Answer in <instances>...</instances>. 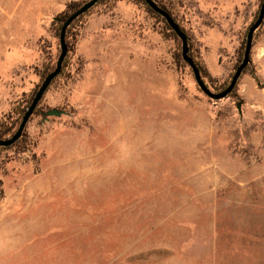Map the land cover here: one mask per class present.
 <instances>
[{"label":"rangeland","instance_id":"rangeland-1","mask_svg":"<svg viewBox=\"0 0 264 264\" xmlns=\"http://www.w3.org/2000/svg\"><path fill=\"white\" fill-rule=\"evenodd\" d=\"M86 1L0 0V123L57 60L54 19ZM262 1L158 0L212 92ZM178 54L138 0H102L74 24L42 100L66 115L0 147V264H264V20L225 99Z\"/></svg>","mask_w":264,"mask_h":264},{"label":"water","instance_id":"water-1","mask_svg":"<svg viewBox=\"0 0 264 264\" xmlns=\"http://www.w3.org/2000/svg\"><path fill=\"white\" fill-rule=\"evenodd\" d=\"M99 0H88L84 2L79 8H77L73 13H71L62 23V26L59 31V55L57 57L55 68L46 75V77L43 79V81L40 83L39 87L37 88L35 94L32 97V100L25 110L20 123L16 129V131L11 135L9 138L6 139H0V147H9L13 145L18 139L21 138L23 131L30 119V117L33 115L35 109L37 108L38 104L40 103L41 99L43 98V95L46 93L48 88L50 87L52 81L61 72L63 61L67 55V44H66V32L67 29L70 27V25L81 15L85 14L89 9H91L95 4H97ZM148 8H150L153 12L161 16L169 28L173 31V33L176 35V37L180 40L181 43V57L182 60L188 65V67L191 69L194 81L200 91L209 99L214 101H219L222 99H225L228 97L233 89L235 88L237 81L239 77L241 76L244 69L247 67V65L250 62V53L252 48V40L253 35L256 32V30L262 25L264 20V1L261 4L259 8V12L257 15V18L255 21L250 25L248 28L246 38H245V47L243 52V57L241 63L237 66L235 69V72L227 85V87L220 91V92H212L204 83L198 68L196 67L193 59L188 55V42H187V36L182 31V29L179 27V25L165 12L163 9H161L153 0H142ZM237 110L240 113V103L237 104ZM62 115H66V112L63 110H58L56 108L49 109L43 114L42 121H47L51 117H61Z\"/></svg>","mask_w":264,"mask_h":264},{"label":"trees","instance_id":"trees-1","mask_svg":"<svg viewBox=\"0 0 264 264\" xmlns=\"http://www.w3.org/2000/svg\"><path fill=\"white\" fill-rule=\"evenodd\" d=\"M102 0H99L97 2L100 3ZM139 2H141L143 5L146 6V9L147 11H149V13H151L152 15H154L156 18H158L165 26V28L169 31L170 35L176 40V35L173 33V31L169 28V26L167 25V23L165 22V20L159 16L158 14H156L155 12H153L150 8L147 7V5L142 1V0H138ZM161 9H163L165 12H167V14L176 22L175 18L172 16L170 10L168 9L167 6L163 5L162 3L158 2V0H153ZM264 1V0H263ZM262 1V3H263ZM261 3V4H262ZM83 4V3H82ZM82 4L80 3H71L70 5H68L66 7V9L64 11H62L53 21V23L56 25V31H55V35L56 37L58 38L59 37V31H60V28L62 26V23L63 21L71 14L73 13L77 8H79ZM261 6V5H260ZM84 15V14H83ZM81 15L79 18H77L71 25L70 27L67 29V32H66V44H67V48H68V37H69V34L74 26V24L83 16ZM177 23V22H176ZM178 24V23H177ZM179 25V24H178ZM180 27V26H179ZM181 28V27H180ZM182 29V28H181ZM182 31L184 32V30L182 29ZM185 33V32H184ZM186 35V33H185ZM187 36V35H186ZM246 38V37H245ZM245 38H244V41L242 43V47H241V53H240V56L238 58V63L236 64V68L237 66L241 63L242 61V57H243V52H244V47H245ZM190 56V55H189ZM191 57V56H190ZM192 58V57H191ZM193 59V58H192ZM177 60L180 62V63H184L181 59V55L178 54L177 55ZM194 61V59H193ZM55 62H53L49 67H47L44 72L42 73L41 75V80H40V83L43 81V79L46 77L47 74H49L54 68H55ZM195 65L196 67L198 68L199 70V73L202 77V79H204V71L202 69V67L197 63L195 62ZM65 64H66V58L64 59L63 61V65H62V69H61V72L60 74L58 75V77H56L54 79V81H52L51 85L55 82V80L57 78H59L61 75H62V72L65 68ZM40 85V84H39ZM39 85L37 86V88L39 87ZM50 85V86H51ZM206 85V84H205ZM228 83L224 84L219 91L217 92H220L222 90H224L226 87H227ZM207 86V85H206ZM208 87V86H207ZM37 88L33 91V93L30 95V97L28 98V100L26 101L24 107L22 108V110L18 113V117L16 118V120L13 122V123H10L9 125H3L2 123H0V139H6V138H9L11 135H13V133L16 131L19 123H20V120L25 112V110L27 109V107L29 106L31 100H32V97L33 95L35 94ZM209 88V87H208ZM49 89V88H48ZM210 89V88H209ZM216 92V93H217ZM230 96V95H229ZM43 98H44V95H43ZM43 98L41 99L40 103L38 104L37 108L35 109L33 115L30 117V119H32L33 117H40L41 119H43V114L48 111L49 109H44L42 107V100ZM23 135L24 133L22 134V137L20 139H18L13 145L9 146V147H1L2 149H10L12 147H15L17 146L18 144H21L23 143Z\"/></svg>","mask_w":264,"mask_h":264}]
</instances>
